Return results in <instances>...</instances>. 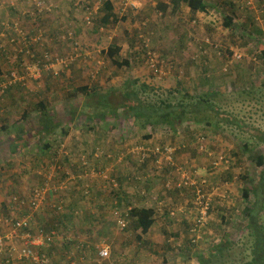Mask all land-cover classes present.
I'll return each mask as SVG.
<instances>
[{"label":"rangeland","instance_id":"rangeland-1","mask_svg":"<svg viewBox=\"0 0 264 264\" xmlns=\"http://www.w3.org/2000/svg\"><path fill=\"white\" fill-rule=\"evenodd\" d=\"M0 1L4 3L0 10V71L5 79L9 80V72L15 71L18 77V73H24L26 67L34 64H30L31 58L23 52L25 37L14 39L20 30L33 41L37 32H41L40 46H33L36 53L50 52L52 58L68 57L73 54V47L55 38L61 39L59 34L63 29L65 34L70 30L65 25H71L78 30L77 50L80 47L81 51L72 64L55 66L47 74L41 72L38 78L27 77L25 85L19 90L14 88L8 96H2L0 90V127L8 122L7 130L0 135V234L9 232L2 220L25 217L30 211L33 191L46 185L48 196L36 214L34 236L41 226H51L59 216L52 210L54 205H64L68 212L77 210L72 225L67 222L64 227L51 230L56 233V243L51 245L59 253L52 254L50 245L34 247L35 252L47 255L48 264H73L67 261L73 260L80 245H84L82 264H201L202 256H209L214 247L225 241L231 246L214 264L250 261L253 238L244 210L254 199L246 200L244 190L258 179L262 168L256 165L255 156L264 153V146L256 143L253 132L264 131V0H253V9L247 6L248 0H207L211 8L205 16L193 14L185 5L177 16H172L171 10L167 14L158 12L159 3L171 8L170 0L124 3L111 0L118 22L110 23L102 32L95 31L93 26H81L83 14L75 7L76 0ZM33 1H39L37 6L53 4V11L35 13L29 7ZM85 1L99 9L107 0ZM133 3L137 8L131 6ZM226 14L231 17L235 14L237 20L229 29L224 26ZM207 39L224 54L238 53L243 60L224 72L226 58L217 57V51L206 45ZM113 43L121 47L119 60H128L130 66L118 68L112 63L106 51ZM206 49L208 54H202ZM149 52L157 55L162 78L156 77L149 67ZM193 57L198 61L194 62ZM203 57H207L205 63L200 64ZM36 74V71L30 73ZM20 78L23 80V76ZM138 81L139 86L146 84L156 89L149 95L153 100L154 94L157 99L167 100L170 92L177 89L195 96L217 91L220 95L215 103L235 121L212 114L211 126L192 121L171 134L166 127L142 128L135 119H125L121 107L125 102L123 93L129 84ZM4 83L0 80V85ZM83 86L99 96L110 94L109 99L120 117L106 116L103 121L98 118L88 122V112L96 104L92 109L84 107L86 97L78 92ZM95 101L99 100L95 98ZM41 102L45 103L52 123L60 125L59 130L47 137L41 134L43 130L37 124ZM233 122L241 126L231 125ZM63 129H68L69 134L65 135ZM200 134L205 138L204 150L196 144ZM169 144L185 145L175 155V167L191 172L196 182L207 180L213 184L212 189L204 188L212 201L210 219L203 228L202 239L192 247L185 228L196 218L195 206L190 204L193 190L169 191L165 186L171 177L177 178L175 170L165 162L158 169L154 157L141 164L134 155L137 148L153 151ZM210 153L222 154L231 164L223 161L224 164L214 168ZM138 177L147 181L138 182ZM142 190L148 195L155 192L166 205L155 227L144 238L146 243L138 241L139 232L132 228L122 230L118 222L131 206H154V198L140 197ZM172 208H175V221L167 216ZM183 209L186 213L182 214ZM91 216H97L98 220H88ZM261 218L264 221V211ZM123 219L126 228L131 227L129 217ZM181 231L183 237L176 236ZM67 242L74 244L70 245V257L64 262L62 250ZM25 243L21 238L4 240L0 264H7L8 259L13 264H34L19 259ZM104 246L110 248V257L101 260L98 253Z\"/></svg>","mask_w":264,"mask_h":264},{"label":"trees","instance_id":"trees-1","mask_svg":"<svg viewBox=\"0 0 264 264\" xmlns=\"http://www.w3.org/2000/svg\"><path fill=\"white\" fill-rule=\"evenodd\" d=\"M125 1L126 0H122V3H124ZM37 2L39 1H33L32 4L29 5V7H31L35 13H38L40 11L36 5ZM85 3L87 2L85 1ZM47 5L49 6V10L53 9V4L49 5L48 3H44L42 10H45ZM87 5L89 8L95 9L88 3ZM87 5H86V8H87ZM184 5L187 6L192 13H198V12L205 13V14L210 13L211 6L207 0H171V11L170 12L168 11L169 5H166L164 3H159V7L157 9H158V12H162V14H167V12H169L172 16H177L179 15ZM75 7L77 10L81 11L83 14V22L81 23L82 27L93 26L95 31L102 32L103 30L106 29V26H108L110 23L118 22V17L114 13V10H115L114 3L111 0H107L103 2L102 8H99L100 12L98 11L99 10L98 9L97 13H94L91 16L89 23L86 20L87 15H86L85 10L80 9L78 6H75ZM49 12L50 11L46 13H49ZM96 14H98L97 16H99L100 14L101 15L97 17ZM98 18L100 19V22H96ZM235 18H236L235 15L233 17L225 16L224 26L228 29L232 28L234 25ZM93 22H95V26ZM69 26H70V30L67 31V34H63L62 32L59 34L61 39H59V37L55 39L59 41V43L60 41L61 43H66V44L69 43L68 45L71 48L73 47V51H74L73 55L77 57L78 59L80 56H78L77 54L81 53L80 47H79V50H77V45H79L76 42V38L78 36V30L71 27V25ZM14 29L16 30L17 28L14 26ZM69 33H72V35L69 36ZM37 34H36L37 42L33 41V38L30 37V35L26 36L22 42L23 46H25L23 52L25 53V55H27L28 58H31L30 63L31 62L36 63V64L40 63L39 64L40 69H42V72L46 74L48 73L47 70H52L55 66L67 67L66 64L60 63V61L66 60L67 57L60 56V57H57V60H56V58H52L50 52L44 53L43 51L42 53H36L33 46H40V43L43 37L40 31H38ZM14 37H15L14 39L19 40L21 35L20 33H17L15 34ZM120 52H121V47L113 43L108 47L106 54L112 60V63L116 65L118 68L130 66V63L128 60H124V61L119 60ZM31 53H33V55H31ZM46 56H48V58ZM196 58L193 57L192 60L194 62H197L198 60ZM21 61L22 60L20 59V56H19L17 58V62L20 64ZM32 65H35V64H32ZM46 68H49V69H46ZM14 73L15 71L9 72L7 74V77L9 80H7L4 78L5 74H3L0 71V76H1L0 80L5 82L3 85H0L2 96H8L14 88L19 90L22 88L23 85H25L24 80H26L27 77L23 78V80L22 78L21 80L15 79L12 76ZM21 74L18 76L21 77L23 76L24 73L21 71ZM155 76L159 77L156 74ZM78 92H81L83 96L86 97V101L84 102V107H86V109H90L92 105L96 104L95 109H93L92 112H88V115L86 118L88 122L97 120L98 118L103 121L106 118V116L120 117V114L118 115L117 113V109L113 107L112 102L109 99L110 94L107 93V95L105 94V95L99 96V93L95 92L94 90H91L88 86L80 87ZM151 92L155 93L156 89L155 88L153 89L149 85H146V84H142L139 86V81L129 84V86L127 87V91L123 93L125 96L124 97L125 102L121 104L124 118L125 119L133 118V120L135 119L137 124L142 128H145L147 126L166 127L165 130H168L170 134L173 132L175 133L176 130H178V128H180L182 125H185V123L186 125H188L192 121L196 123L205 122V124L211 126V124L212 125L214 124L213 122L214 119L212 117V114H215L218 117L224 116V118L226 119L228 118L231 122L235 121L233 116H231L227 111H222L220 107L217 106V104L215 103V99L217 98L218 95H220L218 94L217 91H207L203 95L195 96V95H192L190 91L184 92V90L177 89L176 91L170 92V97L167 100L157 99V95L155 94H154V100H153L149 96L151 95ZM251 92H253V90ZM247 94H250V93H247ZM95 98L98 99L99 101L96 102ZM87 100L89 101L87 102ZM39 110H40L41 115L39 117L40 119L38 120L37 124L43 130L41 133L42 135L47 137L48 135H51L60 129L59 124L52 123V117L51 115H49L47 107L44 102H41L39 104ZM239 124L240 123L233 122L231 125H239ZM7 125H8V122L6 120V125L0 127V135L3 134L7 130ZM91 130H92V127H91ZM63 132L65 135L69 134L68 129H63ZM253 132H254V136H256L255 138L256 143L264 146V131L261 132L255 129L253 130ZM147 160L144 163L140 162V160L139 162L141 164H145ZM255 163L259 168H262L260 175L255 182H252L251 185H247V187L244 190V196L246 200L250 201L252 197L254 199L253 202L251 203L249 202L250 205L244 210V215L248 223L247 228L253 238V243L251 245V259L250 261H247L245 264H264V221H263V218H261L262 213L264 211V153H259L258 155L255 156ZM212 165L214 166V168H216L214 165V159H213ZM143 175L151 177V175L149 174H143ZM171 178H173L174 181L177 180V178H174V177H171ZM136 179L138 182L142 180L147 181L145 177H138ZM207 185L209 188L211 189L213 188L212 182L208 183ZM165 187L167 188V184ZM177 190L181 192L184 191V193H188L187 190L189 189L183 188V189H177ZM192 190H193V194H191V196L193 197V200L191 201L190 204H192L193 206V204H195L197 200L198 193H197L196 188H193ZM117 196L118 198H121L119 194ZM148 196L154 198V201L152 199L154 206L153 205L151 207L131 206L129 207L126 215L123 214L124 218L129 217L130 222H131V227L129 228L127 227L128 229L126 228V223L123 217L119 219L118 221L119 224H120V221H123L124 223V226L120 224L122 230L128 231L130 228H132L135 232H139L137 239L138 241L142 243L143 242L146 243L144 238L146 239L151 229L155 227L156 222H157L156 220L159 218L158 215H160V213L166 209V205H164V203L160 201L162 199L158 197L155 192L153 195H148L147 191L145 190L141 191L140 197L145 198ZM121 201L122 200L120 199V202ZM113 204H114V201H113ZM117 204L120 205L119 201ZM94 205L97 206L98 203H94ZM52 210L59 216H57V218H54L55 220L53 221L51 226L49 227L41 226L44 229L43 228L42 229L40 228V229L43 230V232L47 234L51 233L52 229H58L59 227H64L63 225L66 224L67 222L71 224V222H73L74 220L75 212L77 211L75 209L74 210L71 209V211L68 212L67 210L64 209V205L61 206L58 204L54 205ZM172 210L169 211L168 213L169 215L167 216L171 217V219L169 218L171 221H175L177 218L175 217V215H173L175 212V208L174 209L172 208ZM77 213L79 214L80 212H77ZM183 213H186L184 209L182 211V214ZM87 215L90 216L89 212ZM169 219L167 220L165 219L164 221L168 222ZM88 220L93 222V220L97 221L98 218L97 216H91ZM191 231H192V224L189 223V225H186L185 235L191 236ZM30 233L32 234L34 233L33 227ZM182 235H183L182 231L176 234V236H180V237ZM55 243L56 241H53L51 244L54 245ZM189 243H190V240H189ZM51 244H49L52 247V249H50V252L51 253L53 252L52 254L59 253L57 247L55 248ZM73 244L74 243L67 242L66 246H64V249L62 250V253H63L62 259L64 260V262H66V259L70 257V253L68 251H71V250H68V249L70 248V245H73ZM190 246L192 247L193 244L191 243ZM230 246L231 244L226 241L223 243H220L219 245H217L210 251L209 256H202L200 258L201 264H214L218 259L224 257V252L226 250H229ZM167 247L170 248L169 243H167ZM76 250L77 252L75 253H77V255L75 254L73 257V260L71 258L67 262H71L73 264H82L81 263L82 261H80V258H83V255H84L83 253L84 245L78 246ZM13 262L14 261L13 260L11 261V259L7 260V264H13Z\"/></svg>","mask_w":264,"mask_h":264},{"label":"built area","instance_id":"built-area-1","mask_svg":"<svg viewBox=\"0 0 264 264\" xmlns=\"http://www.w3.org/2000/svg\"><path fill=\"white\" fill-rule=\"evenodd\" d=\"M127 1V0H126ZM39 3V2H37ZM2 2L0 1V10L3 7ZM87 3H85L84 0H76V6H78L80 9H84L86 12V20L89 23L90 18L94 13H97L98 8L91 9L88 7L86 8ZM133 8H137V5L133 3L131 5ZM247 6L253 9V0H249L247 2ZM39 10L43 13L45 10H42L43 6L39 5L37 6ZM51 13L53 11L49 10ZM46 13V14H49ZM20 35L22 37H26L25 33L21 30L19 31ZM72 33H69V36H71ZM206 45H208L211 48H214L217 51V57L219 58H226V65H224V72L228 71L236 62L242 61L243 57L242 55H239L238 53H233L232 55H226L224 54L222 49H219L218 45H215L211 42L210 39L205 40ZM29 54V53H27ZM202 54H208V50H204ZM33 57V56H32ZM48 58V56H46ZM57 60V58H56ZM75 60H77V57H75L73 54L69 55L66 60L60 61V63H64L67 66L72 64ZM147 63L149 67L152 68L154 71V74L158 75L160 78L163 77V70L162 66H160L157 55H152L151 52L147 54ZM31 64V63H30ZM33 65V67L28 66L25 68V72L23 74V78L33 76L34 78H38L40 76V73L42 72V69H40V63ZM32 65V64H31ZM49 69V68H46ZM32 71H36L39 75H30ZM171 71V67L169 70V73ZM17 74V73H16ZM19 75V73L17 74ZM14 77L15 74H13ZM16 79L21 80V78L18 76ZM205 138L203 135L197 136V143L200 150L205 149L204 145ZM185 148V145H177V144H169L167 146L161 147H155L153 151L147 150V148H137V150L134 152V155H136L140 162L144 163L147 159H150L151 157H154L155 164L157 165L158 169H162L163 163H167V166L171 169L175 170V174L177 176V180L174 181L173 178H171V181L167 182V188L169 190H177V189H197V200L194 204L195 211H196V218L194 219V222L192 224V231H191V243L197 244L202 239V231L203 228L206 227L208 224V221L210 219V211L212 209V201L209 197H207L206 193L204 192V188L208 187L207 180H201L200 182H196L193 179V175L191 172L186 171L183 168H177L175 169V155L177 152L181 149ZM211 158H214V165L217 168L219 165L226 163L229 165L231 162L229 160H226L222 154L214 155V153H210ZM224 161V163H223ZM115 183V181H112ZM202 182V183H201ZM116 187H118L117 184H115ZM46 185L41 188H37L33 191L29 206H30V212L28 215L21 219L17 220H5L3 222L4 226L8 229V233L5 235L0 234V251L2 250L4 246V240L12 241L15 238H21L24 241H26L25 246L20 250V260H27L31 261L34 264H48L49 259L47 258V255L44 253H37L34 251V247L36 246H42L46 245L49 246L51 244L56 236L55 232H51L49 234L44 233L43 230L39 229L36 232V236L34 234L30 233L32 231V227H35L36 223V214L43 208L45 205L46 197L48 196L46 194ZM64 187H60L59 190H63ZM120 224L124 226L123 221H120ZM22 232L19 237V234ZM98 256L101 260L108 259L110 257V248L107 246H104L103 248L99 249ZM9 262V261H8Z\"/></svg>","mask_w":264,"mask_h":264},{"label":"crops","instance_id":"crops-1","mask_svg":"<svg viewBox=\"0 0 264 264\" xmlns=\"http://www.w3.org/2000/svg\"><path fill=\"white\" fill-rule=\"evenodd\" d=\"M171 1V0H170ZM168 2V1H167ZM168 4V3H167ZM156 6V5H155ZM185 7H182V9H181V11H180V13L183 11V9H184ZM75 9V8H74ZM189 9V8H188ZM169 10H171V8H168V11ZM190 10V9H189ZM151 11H152V8H150V9H148V14H151ZM180 13H179V15H180ZM198 13H200V12H198ZM234 13V12H233ZM193 14H197V13H193ZM203 15L205 16V15H207V14H205V13H203ZM235 14H233L232 16H234ZM226 16H228L227 14H226ZM48 17V16H47ZM235 22H237V20L235 19V21H234V24H235ZM69 25H65V27L66 28H68V29H70L69 27H68ZM63 34H65V29H63ZM204 58V60L203 61H201L202 63H200V64H203V63H205L204 61L206 60V58L207 57H203ZM208 58H210V56L208 57ZM213 68V67H212ZM183 237V236H182Z\"/></svg>","mask_w":264,"mask_h":264},{"label":"bare ground","instance_id":"bare-ground-1","mask_svg":"<svg viewBox=\"0 0 264 264\" xmlns=\"http://www.w3.org/2000/svg\"><path fill=\"white\" fill-rule=\"evenodd\" d=\"M203 152V151H202ZM207 154H208V152H207ZM214 159V158H213Z\"/></svg>","mask_w":264,"mask_h":264},{"label":"clouds","instance_id":"clouds-1","mask_svg":"<svg viewBox=\"0 0 264 264\" xmlns=\"http://www.w3.org/2000/svg\"><path fill=\"white\" fill-rule=\"evenodd\" d=\"M30 212V211H29ZM28 215V214H27Z\"/></svg>","mask_w":264,"mask_h":264}]
</instances>
